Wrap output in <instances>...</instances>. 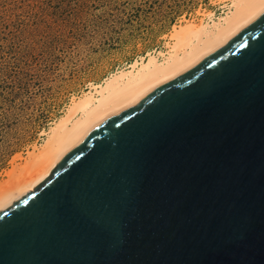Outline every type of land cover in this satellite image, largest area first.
Returning <instances> with one entry per match:
<instances>
[{
  "label": "water",
  "instance_id": "1",
  "mask_svg": "<svg viewBox=\"0 0 264 264\" xmlns=\"http://www.w3.org/2000/svg\"><path fill=\"white\" fill-rule=\"evenodd\" d=\"M0 264H264V14L1 211Z\"/></svg>",
  "mask_w": 264,
  "mask_h": 264
},
{
  "label": "rangeland",
  "instance_id": "2",
  "mask_svg": "<svg viewBox=\"0 0 264 264\" xmlns=\"http://www.w3.org/2000/svg\"><path fill=\"white\" fill-rule=\"evenodd\" d=\"M225 0H0V182L72 100ZM20 166V165H19Z\"/></svg>",
  "mask_w": 264,
  "mask_h": 264
},
{
  "label": "bare ground",
  "instance_id": "3",
  "mask_svg": "<svg viewBox=\"0 0 264 264\" xmlns=\"http://www.w3.org/2000/svg\"><path fill=\"white\" fill-rule=\"evenodd\" d=\"M219 16L175 25L166 50L149 52L72 100L39 147L0 182V212L24 198L105 121L139 104L162 85L191 71L264 14V0H225Z\"/></svg>",
  "mask_w": 264,
  "mask_h": 264
}]
</instances>
